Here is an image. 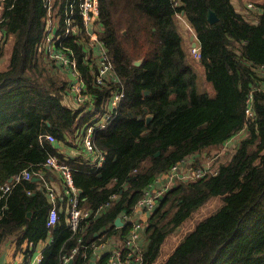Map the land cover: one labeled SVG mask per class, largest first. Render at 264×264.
I'll use <instances>...</instances> for the list:
<instances>
[{
	"label": "trees",
	"instance_id": "16d2710c",
	"mask_svg": "<svg viewBox=\"0 0 264 264\" xmlns=\"http://www.w3.org/2000/svg\"><path fill=\"white\" fill-rule=\"evenodd\" d=\"M71 1L78 29L63 36V11ZM78 1L52 0L53 48L75 58L93 110L62 102L69 73L40 48L48 18L44 0H2L0 57L8 44L9 54L0 69V184L24 168L56 179L43 165L54 155L73 168L80 206L92 211L109 204L82 218L73 231L66 225V202L58 201L56 222L46 226L51 203L41 179L18 182L0 198V254L11 242L14 253L23 255L21 264H27L50 234L38 264H61V256L73 249L67 264H91L97 244L127 236L130 224L116 226L114 220L131 214L157 175L183 160L197 166L209 150L240 133L226 159L217 158L214 173L179 177L159 198L148 213L140 264H153L167 235L216 195L226 197L223 204L199 221L163 264H264V5L253 17L232 0H98L97 33L124 97L108 125L93 133L104 153L96 169L93 154L84 155L75 140L92 115L104 111L116 84L94 81L97 65L89 56ZM208 10L216 21L207 20ZM181 12L195 33L211 91L183 45L176 20ZM249 96L252 117L247 118ZM47 133L53 142L39 140ZM63 146L76 155L66 154ZM108 256L103 253L96 264H105Z\"/></svg>",
	"mask_w": 264,
	"mask_h": 264
},
{
	"label": "built area",
	"instance_id": "2783aa9c",
	"mask_svg": "<svg viewBox=\"0 0 264 264\" xmlns=\"http://www.w3.org/2000/svg\"><path fill=\"white\" fill-rule=\"evenodd\" d=\"M173 2L174 4H177L178 0H173ZM51 3L52 0H44V5L48 9V18L46 22V33L40 43V48L48 58H51L54 62L60 64L61 67L67 70V72L69 73V79L66 85V95H68V97H70L76 104V107L74 109H77L79 106H86L87 109L93 110L94 99L85 89L84 80L80 72L77 70L75 58L69 56L65 51L55 50L53 48L55 39L54 31L56 30V27L52 26L51 17L54 18V15L50 12L52 5ZM75 3L76 2L73 1L68 2L63 11V36H66L71 32H76L78 29L77 25L74 24L72 19ZM76 6L78 8V14L82 19L84 29L86 31L89 56L92 57L97 65V71L94 78L95 83L102 85L106 80L111 79L116 84V87L111 92L110 98L106 101V103H104V111L95 112L90 118L89 122H87L81 128L79 135L75 140L76 142H79L81 144V149L84 152V155H86L87 153L93 154L91 157L92 161L90 163L94 166V168L97 169L102 165V162L104 160V153L97 148L93 140V133L96 129L104 128L106 125H108L110 120L114 117L119 104L124 97V89L122 87L121 79L114 71L113 62L108 54L105 44L101 41L97 33V30L99 28L98 22L96 21V18L99 14L98 0H79ZM247 6L251 7L252 4L248 3ZM1 9L2 2L0 4V22ZM180 15H183V13L181 12ZM188 51L194 59L199 60L200 51L198 43H196L195 45L189 44ZM245 113L247 118L252 117L250 96L247 98ZM43 137L50 142L54 141V136L50 133L40 135L38 138L40 141H42ZM181 164H184L183 171L180 167ZM43 165L49 168V170H51L52 172L57 173L63 183L62 190L60 192H57L40 173H36V175L39 176L38 179H41L42 185L44 186L47 196L51 202V205L47 212L46 226H52L56 222L58 215V210L56 207L57 201L64 200L66 202V225L70 230L73 231L77 229L79 221L82 218L88 217L91 214L94 215L99 213L101 209L109 204L108 201L92 211L82 205L80 206V192L79 189L74 185L72 180L73 168L54 155H49L45 159ZM189 165L190 164L186 162V160L175 163L168 170L157 175L153 182L145 188L143 194L135 203L134 209L131 214L121 217L123 224H130L128 234L124 239L119 240L111 237V239L101 241L95 246V248H106L108 244H111V247L106 249L107 251H105L109 252V256L105 264H140L142 261L144 224L139 218L135 217L136 210H142L144 212L150 213V211L155 207L159 198L167 189H169L174 184V182H176L177 178H198L200 176H203L204 174L214 173L216 170V168L214 170L210 169L208 163L196 167ZM36 175L27 168L15 172L9 177L10 179L8 178L6 181L0 184V198H2L14 184L31 179ZM30 192V190L27 191V193ZM112 197H114V195H112ZM123 249H125V253L122 255L121 251ZM74 252H76L75 249L71 250V253H69L68 255L61 256V264H67Z\"/></svg>",
	"mask_w": 264,
	"mask_h": 264
},
{
	"label": "rangeland",
	"instance_id": "374dc122",
	"mask_svg": "<svg viewBox=\"0 0 264 264\" xmlns=\"http://www.w3.org/2000/svg\"><path fill=\"white\" fill-rule=\"evenodd\" d=\"M232 2L234 6H236L237 9H239L237 5H240L241 9H244L242 12L250 14L253 17H255L256 15L255 11H256L257 6L259 7L261 5H264V0H232ZM248 3H251L252 6L248 7L247 6ZM176 20H177V27L183 37V45L186 49H188L190 41H193V40L196 41V38L194 37L195 33L193 31V28L191 27L190 23L186 20V18L183 17V15H180V13L178 14V16L176 15ZM122 32L123 34L126 33L125 30H122ZM196 43H198V41H196ZM190 57L195 62V67L197 71L199 72V75L202 76L204 85L206 86L208 90L211 91L210 83L206 81L203 76L202 65H200L199 61L194 59L191 56V54H190ZM137 60L141 61V58L138 57L134 59L133 61H137ZM59 75L61 76V74ZM70 103L74 105L73 102H70ZM238 135L239 134L229 138L223 143V145L219 146L218 148L209 150L208 153L205 154L203 158H200V163H197V166L208 163L210 169L214 170L218 165L217 158L220 156L221 158L220 160L226 159V155L229 154L230 150L232 149V146L238 140V137H239ZM190 165L193 167H196L193 164H190ZM180 167H181V170L183 171L184 164H181ZM225 199L226 197L221 196V195L212 196L208 198L195 211H193L191 215L187 219H185L184 222H182V224L176 231L171 232L169 235H167V237L165 238L162 244V250L160 251L159 256L156 258V261L154 262V264H163L165 259L173 251V249L178 245V243L182 240V238L185 237V235L188 234L199 221L203 220L204 218L209 216L211 213L215 212L223 204Z\"/></svg>",
	"mask_w": 264,
	"mask_h": 264
},
{
	"label": "crops",
	"instance_id": "0c3cea01",
	"mask_svg": "<svg viewBox=\"0 0 264 264\" xmlns=\"http://www.w3.org/2000/svg\"><path fill=\"white\" fill-rule=\"evenodd\" d=\"M2 0H0V4H1ZM238 8H240V11L242 12L243 9H241L240 5H237ZM243 13V12H242ZM255 13L257 14L258 12L255 11ZM247 14V13H245ZM194 34V33H193ZM194 41V40H193ZM193 41H190V44L193 42ZM6 51H5V54L4 56L0 57V69H2L6 64H7V60H8V54H9V44L6 45ZM189 47V46H188ZM188 50V49H187ZM61 74V77L62 78H66L65 77V73H60ZM69 76V74H68ZM67 79H69V77H67ZM62 102L71 107V108H75L76 107V104L73 102V100L68 97V95H64L63 96V99H62ZM70 102H73L74 105H72ZM65 147V146H63ZM63 151L68 154V155H76V151H74L73 148H70V147H65L63 148ZM186 162L189 163V160H186ZM54 177L56 179H52L51 181H48L52 187L57 191V192H60L62 190V182H61V179L60 177L57 175V173L54 172ZM47 195V193H46ZM48 198V196H47ZM49 200V198H48ZM50 202V200H49ZM56 202V201H55ZM58 202V201H57ZM51 203V202H50ZM135 217L139 218L141 220V222L144 224V227H145V224L147 222V219H148V213L147 212H144L142 210H136L135 212ZM144 227H143V230H144ZM115 239H118L117 237H114ZM51 237H50V234L46 237L45 241H41L37 244V248L36 250L31 254V256L28 258V261H27V264H38V262L40 261L41 259V253H42V249H43V246L46 245V242H50L51 240ZM146 243V238H145V235H144V239H143V246L144 244ZM111 247V244H108L106 248H100V247H96L93 251V256L91 258V264H96V261H97V258L100 257L103 253H105V251H107L106 249L110 248ZM162 250V246H161V249L160 251ZM15 252V246L13 243L9 242V243H6L4 245V247L2 248V251H1V254L4 255L3 257V262L4 263H7V264H21L22 261H23V255L20 254L19 252L16 254L14 253ZM160 254V253H159ZM167 257V256H166ZM165 257V258H166ZM164 258V259H165ZM156 261V260H155ZM154 261V262H155ZM154 264V263H153Z\"/></svg>",
	"mask_w": 264,
	"mask_h": 264
},
{
	"label": "water",
	"instance_id": "95a60500",
	"mask_svg": "<svg viewBox=\"0 0 264 264\" xmlns=\"http://www.w3.org/2000/svg\"><path fill=\"white\" fill-rule=\"evenodd\" d=\"M182 13H183V12H182ZM206 18H207V20H208L210 23H212V22H214V21L217 20V16H216L215 12L212 11V10H208V11H207V16H206ZM191 44H192V45H195V44H196V41H193ZM139 63H140L139 60L134 61V64H137V65H138ZM146 93H148L147 90L145 91V94H146ZM149 119H150V116L148 115V116L146 117V120L148 121ZM9 179H10V178H9ZM32 179L35 180V179H38V177H37V176H33ZM79 192H80V189H79ZM114 224L117 225V226L122 225L123 222H122V220H121V217L117 216V217L115 218V220H114ZM3 257H4V255H3V254H0V264H3ZM69 262H70V260H69Z\"/></svg>",
	"mask_w": 264,
	"mask_h": 264
}]
</instances>
